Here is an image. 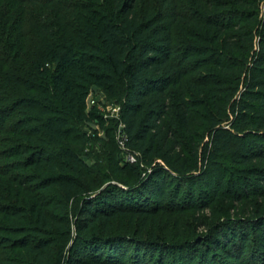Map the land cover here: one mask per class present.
Wrapping results in <instances>:
<instances>
[{"label":"trees","instance_id":"trees-1","mask_svg":"<svg viewBox=\"0 0 264 264\" xmlns=\"http://www.w3.org/2000/svg\"><path fill=\"white\" fill-rule=\"evenodd\" d=\"M0 47L4 79L42 96L17 99L13 108L36 109L41 118L33 132L57 147L60 162L31 154L30 164L38 170L48 164L53 170H88L64 142L70 127L88 120V99L96 88L121 103L127 146L138 160L116 169L137 173L132 182H121L128 190L115 185L109 195L100 194L104 208L93 211L78 233L80 243L120 247L122 259L132 245V264H141L139 250L158 264L161 256H176L186 248L195 253L191 264H264L260 213L252 220L240 218L234 228L219 221L211 233L188 244H170L157 234L143 239L115 232L110 223L98 224L100 215L115 220L119 213L148 212L149 184L164 171L179 177L180 184H195L199 175L225 169L214 196L194 203L197 209L209 207L220 195L238 203L264 197V186L253 184L264 183V0H0ZM31 76L38 84L26 80ZM59 180L65 191L82 193L83 184L75 177L61 174ZM97 180L91 191L100 187ZM131 187H137L135 197L118 203ZM12 210L0 208V213L21 216ZM39 214L43 237L51 224L43 205ZM70 236L57 249L55 263L48 249L53 242L30 244L23 238L22 248L32 257L24 264L124 263L100 255L88 259L77 254L75 260L73 247L66 249Z\"/></svg>","mask_w":264,"mask_h":264},{"label":"rangeland","instance_id":"rangeland-1","mask_svg":"<svg viewBox=\"0 0 264 264\" xmlns=\"http://www.w3.org/2000/svg\"><path fill=\"white\" fill-rule=\"evenodd\" d=\"M185 6L186 10L191 11L187 4ZM26 64L30 68V64L28 62ZM206 69H198L192 75L203 74ZM0 70V83L4 86L3 92L5 91L2 93L0 89V208L8 210L13 208V212L21 215L10 217L0 213V264L28 262L32 257L26 253L20 242L26 238L30 244L37 240L53 242L48 249L54 256V262L57 249L68 240L70 234L66 249L73 247L75 260L77 254L88 259L100 255L103 256L102 258L117 262L124 260L123 264H132L131 251L135 250L132 245L128 244L130 251H127L128 256L122 259L119 255L120 247L111 250L104 247L97 249L95 244L80 243L77 238L89 218L95 216L93 211L104 208L100 196L109 195L110 189L115 185L128 190V187L121 182L126 180L132 182L137 173L128 167L125 173H120L116 169L118 165L137 163L128 159L133 152L131 148L126 149V145L121 142L122 138L119 136L121 103L96 88L92 90L88 99L86 109L88 120L76 121L70 127L64 142L75 150L87 164L88 170L83 169L82 166L65 171L53 170L51 164L44 165V170H38L30 164L31 154H35L36 158L43 154L49 156L52 163L60 162L61 160L55 155L57 147L45 142L40 135L33 132V127L39 124L41 118L36 109L25 107L17 111L13 108L17 99L42 96L36 90L13 85L10 79L5 80L2 76L6 68L0 65ZM27 71L30 72V69ZM26 80L38 84L34 76ZM194 100L199 102L200 99L195 96ZM139 170L141 171V168ZM221 171L225 172V169L222 168ZM221 171L211 170L209 173L199 175L200 179L195 184H180L182 180L179 177H173L169 171L160 172L153 177L147 190L151 201V209L148 212L119 213L115 220L106 219L107 216L100 215L98 224L107 222L112 224L115 232H130V235L143 239L157 234L158 238L167 240L170 244H188L200 240L202 235L211 233L219 221H225L223 224L225 228H234L239 226L242 217L252 220L256 213L264 215V197H252L238 203L230 196L220 195L209 207L197 209L194 203L202 202L204 196L210 198L214 196L213 190L218 188L222 179ZM61 174H67L79 180L83 184L82 193L65 191L59 180ZM102 176L108 180L103 182ZM225 176L229 179L231 172L229 171ZM96 180L100 182V187L96 191H91ZM253 184L258 187L264 186V183ZM131 188V194L126 193L124 196L127 197H119L118 203H130L129 201L138 191L137 187ZM105 191L106 194H104ZM41 205L44 206L46 217L51 224L49 231L42 234L43 237L38 231ZM228 215L234 220L227 221ZM189 250L186 248L185 252H179L176 256H161L158 260L161 262L158 264H191L195 253ZM139 251L136 254L141 264H154L150 253L146 255L145 249ZM219 254L223 255L222 251ZM228 260L239 262L236 257H230Z\"/></svg>","mask_w":264,"mask_h":264},{"label":"built area","instance_id":"built-area-1","mask_svg":"<svg viewBox=\"0 0 264 264\" xmlns=\"http://www.w3.org/2000/svg\"><path fill=\"white\" fill-rule=\"evenodd\" d=\"M119 114H120V112H119ZM120 125H121V127H120L119 136H120V138H122L121 142L126 145V149H129L128 146H127L128 136L126 135V133L124 131L125 124H124L123 121H120ZM132 154L133 155L130 156L131 158L128 156L129 157L128 159L131 160V161H137V155H136V153L133 152Z\"/></svg>","mask_w":264,"mask_h":264}]
</instances>
